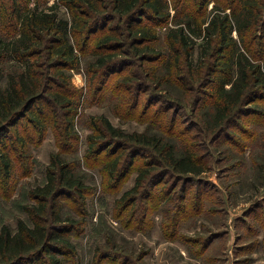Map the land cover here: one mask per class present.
Segmentation results:
<instances>
[{"label": "trees", "instance_id": "obj_1", "mask_svg": "<svg viewBox=\"0 0 264 264\" xmlns=\"http://www.w3.org/2000/svg\"><path fill=\"white\" fill-rule=\"evenodd\" d=\"M170 1L179 14L176 20L180 17L181 20L177 21L180 29L176 32L170 29L168 33L171 51L167 55L157 52L153 46L158 40L155 27L170 21L166 0H59L48 10L40 11L19 1L11 6L4 3L0 6V79L7 77V85L0 87V167L4 178L13 176L10 153L18 149L23 152L27 147V138L19 126L23 119L26 121L23 131L33 129L40 139L52 128L61 151L76 139L75 117L82 104L72 73L80 70L87 52L95 59L87 69L88 73L97 75L95 84L90 83L88 87L93 96L102 93L108 76L121 68L138 64L142 70L144 67L150 70L144 74L145 83L152 85L149 88L139 82L141 77L132 84L133 78L138 77L132 74L116 84L124 85L122 89L132 95L129 100L121 97L120 102L129 118L142 92H158L164 82L170 83L174 78L173 68L177 69L176 79L182 77V81H188L191 86L188 91L197 92L194 107L205 94L211 97L214 141L245 115L261 114L264 0H214L212 11L215 14L210 19L206 9L211 0ZM61 5L69 18L61 17L56 11ZM228 9L230 13L226 12ZM188 29L193 35L208 34V46L203 49L204 59L197 71L192 69L190 60L194 44L185 32ZM233 32L237 33L239 41L233 37ZM253 45H258L259 49L254 51ZM165 56L164 68L168 75L158 76L156 68L147 63H156ZM8 60L16 65L7 69L4 63ZM184 99L181 103L186 108L189 103L186 95ZM152 104V100L146 103L145 113ZM93 120L87 153L102 160L106 177L115 181L116 186L131 170L135 159L148 153L149 146L156 151V157L149 155L150 159L137 169L136 186L122 198L127 206L137 200L136 196L129 197L134 192L138 195L141 191L138 199L146 202L152 193L151 186H158L165 177L175 178L170 186L178 188L181 183L179 188L185 192L183 183L190 179L185 181L186 176L203 171L196 153L187 150L178 158L176 145L162 137L126 134L114 128L104 116ZM104 152L107 154L102 157ZM61 155L52 157L47 184L31 191L35 204L23 207L31 224L20 220L16 233L8 226L3 227L0 264H64L63 255L75 254L76 247L69 233L78 231L83 220H73L66 211L64 199L80 201V208L75 212L84 217L87 211L83 197L89 189ZM156 166L161 170L153 172Z\"/></svg>", "mask_w": 264, "mask_h": 264}, {"label": "rangeland", "instance_id": "obj_2", "mask_svg": "<svg viewBox=\"0 0 264 264\" xmlns=\"http://www.w3.org/2000/svg\"><path fill=\"white\" fill-rule=\"evenodd\" d=\"M16 1L28 4L30 9L38 7L39 11L48 10L59 2L0 0V6L3 3L11 6ZM166 1L169 2L170 21L155 27L158 40L153 45L164 55L171 51L168 33L170 29L178 31L177 21L181 20V17L176 20L178 12L170 0ZM215 3L214 0L208 3L206 15L209 19L214 17ZM56 11L61 17L69 18L64 6ZM185 32L194 44L190 60L192 69L197 71L204 59L203 49L208 46V34L193 35L189 29ZM233 37L239 41L236 32ZM252 48L256 51L259 46ZM165 58L147 63V66L156 68L158 76H166ZM94 60L87 52L80 70L72 73L73 85L81 92L82 105L75 117L77 137L70 146L66 145L61 151L52 128L40 139L33 129L23 131L24 119L19 123L20 132L27 138V147L23 152L18 149L10 153L14 165L10 179L4 178L0 167V234L5 226L16 233L20 220L31 224L23 207L35 204L31 191L47 184L52 157L62 152L60 157L71 164L76 177L89 189L83 197L87 211L84 217L75 212L80 208V201L64 199L66 211L73 220H83L78 231L69 233L76 252L63 255L64 264H264V100L259 103L261 114L245 115L214 141L216 131L210 123L214 111L211 97L203 94V100L194 107L197 92H189L191 86L188 81H182V77L176 79V68L172 70L174 78L158 87V92L140 94L139 104L129 118L120 102L121 97L129 100L132 95L122 89L124 85L116 84L122 77L132 74L138 76L133 78L132 84L141 77L139 82L152 86L144 81L145 72L150 70L146 67L142 70L138 64L121 68L108 76L102 93L93 96L88 87L90 83L95 84L97 75L88 73L87 69ZM4 64L7 69L16 65L9 60ZM6 85L7 77L4 76L0 79V87ZM185 95L189 102L186 108L181 103ZM150 100L153 104L145 113L144 107ZM101 116L126 134L146 133L150 137L164 138L176 145L178 158L187 150L196 153L203 171L199 175L186 176L185 181L190 179L183 183L185 192L179 188L181 183L178 188L170 186L175 178L165 177L158 186L149 187L152 193L146 202L138 199L140 191L138 195L137 192L129 195L137 197L134 203L125 205L122 198L136 186L137 169L150 159L149 155L156 157V151L149 146L148 153L135 159L131 170L116 186L115 181L106 177L102 160L87 153L88 137L93 134L91 124L94 118ZM175 121L177 124H171ZM153 169L157 172L161 167Z\"/></svg>", "mask_w": 264, "mask_h": 264}]
</instances>
